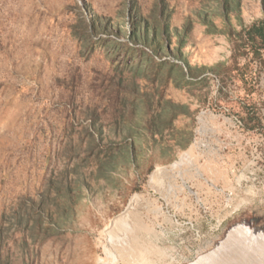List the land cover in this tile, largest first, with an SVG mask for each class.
I'll return each instance as SVG.
<instances>
[{
  "label": "rangeland",
  "instance_id": "obj_1",
  "mask_svg": "<svg viewBox=\"0 0 264 264\" xmlns=\"http://www.w3.org/2000/svg\"><path fill=\"white\" fill-rule=\"evenodd\" d=\"M161 5L171 28L192 21L181 49L192 67L229 62L226 38L195 18L218 23L214 0H0V264H187L251 209L264 216V67L251 65V95L211 73L220 88L208 76L192 91L162 87L130 40ZM263 10L242 0L246 24ZM177 48L153 58L181 66ZM120 83L138 86L124 104ZM148 100L164 110L156 130L174 105L187 115L153 135ZM215 106L250 108L260 126L243 133L216 109L209 126L227 149L202 154L197 113Z\"/></svg>",
  "mask_w": 264,
  "mask_h": 264
},
{
  "label": "trees",
  "instance_id": "obj_2",
  "mask_svg": "<svg viewBox=\"0 0 264 264\" xmlns=\"http://www.w3.org/2000/svg\"><path fill=\"white\" fill-rule=\"evenodd\" d=\"M219 9L218 23L215 19L208 18L203 12H197L195 18L200 25H203L209 34L224 36L231 47V55L229 62L218 63L212 67H192L189 62L183 58L181 49L188 43L190 31L192 29V21H188L182 29L177 27L171 28L170 19L172 12L167 8V5L160 7L158 15H155L153 21L148 19L138 20L136 26L133 28L135 31H130V40L133 43L141 45L150 53V59L156 67L155 77H159L162 87L166 88L171 84L175 89H187L192 91L193 86L200 83H205V79L201 76L206 73L214 74L220 77L223 84L236 77L237 81L241 84L243 91L251 95L254 87L251 76V65L254 63L259 69L264 67V10L260 18L254 19L248 24L244 23L241 16L242 0H214ZM141 30V33L139 31ZM175 40L177 44L176 58L181 62V66H174L173 64L165 66V63L156 62L155 57L169 51V46ZM154 57V58H153ZM240 60H244L243 64H239ZM158 70H165L163 73H157ZM206 85V84H204ZM126 92L137 94L138 86L132 84L123 86L121 83L116 85L114 89L115 100H122L124 104V94ZM158 92V90H157ZM162 91L158 92L161 96ZM158 106L161 105L160 97ZM147 114H149L150 124L153 126V135L161 134L164 130L169 128V124L177 119L180 115H187L183 107L174 105L173 110L169 116L166 117L168 123L165 129L156 130V120L163 118L164 110H159L152 113L151 102H146ZM241 115L232 113L243 124V133H250L256 130L259 125V118L255 112L247 107L241 109ZM156 127V128H155ZM100 134V132H98Z\"/></svg>",
  "mask_w": 264,
  "mask_h": 264
},
{
  "label": "water",
  "instance_id": "obj_3",
  "mask_svg": "<svg viewBox=\"0 0 264 264\" xmlns=\"http://www.w3.org/2000/svg\"><path fill=\"white\" fill-rule=\"evenodd\" d=\"M249 212L230 224L212 248L187 264H264V216L256 208Z\"/></svg>",
  "mask_w": 264,
  "mask_h": 264
},
{
  "label": "built area",
  "instance_id": "obj_4",
  "mask_svg": "<svg viewBox=\"0 0 264 264\" xmlns=\"http://www.w3.org/2000/svg\"><path fill=\"white\" fill-rule=\"evenodd\" d=\"M75 1L79 6H81V0ZM205 76L210 77L214 81L216 89L220 88V84L217 78L208 74L201 77ZM216 109V106L212 107L211 109L201 108L197 113L196 128L194 130L192 147L202 154L220 153L224 152L227 149V146L217 139L215 131L209 126V120L215 116L214 112ZM217 110L220 114L227 116V120H229V122L233 124L232 128L242 131L243 124L237 117L230 114L226 108H218ZM229 194L231 195V193Z\"/></svg>",
  "mask_w": 264,
  "mask_h": 264
}]
</instances>
